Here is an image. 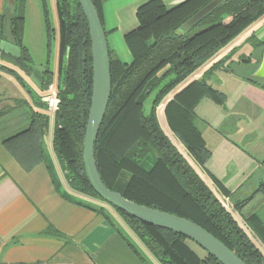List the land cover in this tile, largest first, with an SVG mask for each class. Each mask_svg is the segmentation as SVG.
Listing matches in <instances>:
<instances>
[{
  "label": "trees",
  "instance_id": "1",
  "mask_svg": "<svg viewBox=\"0 0 264 264\" xmlns=\"http://www.w3.org/2000/svg\"><path fill=\"white\" fill-rule=\"evenodd\" d=\"M91 1L100 17L101 0ZM210 1L186 0L167 8L162 0H149L138 7V26L125 36L132 53L131 62H123L109 49L111 95L94 143L95 163L109 189L135 203L195 222L246 264H264V254L235 217L240 218L264 245V225L256 213L264 203V181L249 196L235 199L232 212L197 174L159 123L157 108L161 102L264 16V0H228L189 30L179 32L182 23ZM24 6L25 0H11V5L0 12V41L7 40L21 48L18 58L2 51L0 56L18 65L28 75L33 65L32 57L23 44ZM55 6L59 20L60 56L56 90L59 102L52 119V148L71 191L107 204L91 188L82 160L92 89L87 20L77 0H55ZM249 40L253 42L254 50L264 47V40L253 36ZM232 55L233 50L213 63L199 79L192 80L174 93L163 106L167 129L226 197L230 195L229 190L206 168L211 152L194 125V119L195 108L201 99L209 98L218 105L224 104L225 95L208 83V74L221 70L238 75L234 66L238 62L231 60ZM253 55L241 58L239 63L250 60ZM258 63L256 58L255 65ZM0 67L12 71L5 66ZM240 76L251 81L256 79L249 72ZM52 81L53 72L47 68L42 73L41 89L46 91ZM152 93L155 95L150 111L145 114L144 103ZM28 107L29 127L12 138L20 139L23 149L12 147V154L26 170L35 163L46 162L42 139L50 124L47 114ZM53 184L58 191L59 182L53 179ZM107 205L159 264H222L184 236L141 222ZM98 212L113 225L110 214L103 209ZM126 242L145 262L137 249L128 240Z\"/></svg>",
  "mask_w": 264,
  "mask_h": 264
},
{
  "label": "crops",
  "instance_id": "2",
  "mask_svg": "<svg viewBox=\"0 0 264 264\" xmlns=\"http://www.w3.org/2000/svg\"><path fill=\"white\" fill-rule=\"evenodd\" d=\"M147 1L149 0L100 2L101 23L108 48L123 62L129 63L132 60L125 36L138 26L137 9ZM162 1L167 8H171L186 0ZM10 5L11 0H0V12ZM251 36L264 40V16L222 48L182 83L170 98L192 80L199 79L204 71L231 50V60L238 62L234 65L235 70L243 65L246 72H254L261 63L264 47L254 50L253 42L249 40ZM244 44L248 46L249 53L236 55ZM249 54H254L250 60L239 63L241 58ZM256 58L259 59L257 65ZM0 66L12 70L8 72L0 67L1 103L4 107L9 104L11 106L6 111L0 108V264H159L112 208L89 197L91 203H88L69 190L58 160L55 167L45 154L44 137L42 149L47 163L41 161L26 170L14 157L12 147L16 150L23 147L20 146V139L12 138L30 125L28 105L33 110L46 114L41 101L46 96L41 89L44 69L40 72V80L35 88L24 77L29 74L26 75L22 68L9 59L0 56ZM240 75L221 70L209 74L208 83L223 93L226 99L223 105H218L209 98L201 99L195 108L194 119V125L211 152L206 168L229 190V197L222 194L178 139L174 137L180 146L171 138L197 174L218 199L227 201L230 209L235 199L249 196L264 181V87L261 86L264 85V77L251 74L256 78L251 81ZM4 76L9 80L4 81ZM12 102L14 106L11 105ZM18 102L20 105L16 106ZM200 107L206 116H198ZM22 108L25 110H21ZM50 124L49 144L52 147L51 119ZM53 179L60 184L58 191ZM75 200L82 203L77 204ZM101 209L112 216L113 225L99 214ZM256 213L264 225V203L257 208ZM235 217L264 254L261 241L240 218ZM127 230L135 236L144 251L129 237ZM126 240L137 249L145 262L126 244Z\"/></svg>",
  "mask_w": 264,
  "mask_h": 264
},
{
  "label": "water",
  "instance_id": "3",
  "mask_svg": "<svg viewBox=\"0 0 264 264\" xmlns=\"http://www.w3.org/2000/svg\"><path fill=\"white\" fill-rule=\"evenodd\" d=\"M77 1L87 20L91 43L92 89L82 149L84 173L91 188L104 202L112 207L141 222L171 230L184 236L214 256L222 264H246L234 251L195 222L135 203L104 185L95 163L94 143L111 95L109 48L99 14L92 1ZM226 1L228 0L210 1L182 23L179 32L189 30ZM0 51L14 58L21 56V48L7 40L0 41ZM251 74L255 77H264V54L261 63Z\"/></svg>",
  "mask_w": 264,
  "mask_h": 264
},
{
  "label": "rangeland",
  "instance_id": "4",
  "mask_svg": "<svg viewBox=\"0 0 264 264\" xmlns=\"http://www.w3.org/2000/svg\"><path fill=\"white\" fill-rule=\"evenodd\" d=\"M23 15H24L23 44L27 48L28 52L31 53L30 55L32 57V65H33L31 73L28 76H24V77H26L27 82L29 83L30 86L37 88L40 80V72L43 69L45 70L48 68L53 72V81L51 86L55 88L56 91L58 85V77H59L58 68H59L60 52H59V20L55 6V0H25ZM248 51H249L248 46L244 44L239 49V52L236 55H238L239 53L243 54L244 52L248 54L249 53ZM236 72L238 74L243 75L246 73V69L243 65H240L239 67H236ZM228 78L229 77L227 75L226 79ZM3 80L7 81L9 79L8 77L4 76ZM154 95L155 93L150 94L144 103L145 114H148L150 111L151 101ZM170 95H168L157 108L158 116L160 119L159 123L162 124L161 126L163 127L165 133L170 138H172L178 146H180L177 140L172 136L170 131L167 129L166 127L167 125L164 121V117L162 113V106L164 104V101L167 100V98H170ZM2 100L3 99H0V106H1L0 108H2L3 111L10 110L11 109L10 104L4 107V104L1 103ZM12 103L11 105L14 106V103L13 104ZM21 110H25V108H22ZM202 110H203L202 107H200V109L198 110L199 117L206 116L204 115V112ZM45 112L52 120L53 115L48 110H45ZM50 130H51V124L49 125L48 133L44 136L43 147L46 156L47 157L49 156L54 166L56 167L57 159L54 155L53 149L51 147V143L49 144V140L51 138ZM69 190L71 189L69 188ZM76 197L80 199H84L88 203H91L90 202L91 200H89L88 197L78 194H76ZM102 204L108 207L107 204L105 203ZM127 232L129 237H131L135 241L137 240L132 233H130L128 230ZM136 242L139 245V247L144 251L143 246L140 245L138 241ZM191 246L201 255L203 254V251H200V249L197 248L195 245L191 244Z\"/></svg>",
  "mask_w": 264,
  "mask_h": 264
},
{
  "label": "built area",
  "instance_id": "5",
  "mask_svg": "<svg viewBox=\"0 0 264 264\" xmlns=\"http://www.w3.org/2000/svg\"><path fill=\"white\" fill-rule=\"evenodd\" d=\"M46 96L42 98V102L44 105V109L48 110L52 115L54 114V111L57 109L58 104V98H57V92L55 91V88H53L51 85L48 86V88L45 91ZM221 203L229 208V205L226 200L220 199Z\"/></svg>",
  "mask_w": 264,
  "mask_h": 264
}]
</instances>
